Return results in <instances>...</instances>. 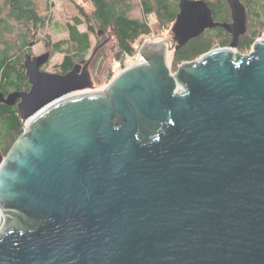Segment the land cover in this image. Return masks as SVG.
Returning <instances> with one entry per match:
<instances>
[{
  "label": "water",
  "instance_id": "water-1",
  "mask_svg": "<svg viewBox=\"0 0 264 264\" xmlns=\"http://www.w3.org/2000/svg\"><path fill=\"white\" fill-rule=\"evenodd\" d=\"M226 1L220 22L179 0L172 44L104 89L90 58L24 55L29 88L0 91L23 124L0 152V264H264V35L236 52L246 9ZM214 27L229 46L172 72L168 50Z\"/></svg>",
  "mask_w": 264,
  "mask_h": 264
},
{
  "label": "trees",
  "instance_id": "trees-1",
  "mask_svg": "<svg viewBox=\"0 0 264 264\" xmlns=\"http://www.w3.org/2000/svg\"><path fill=\"white\" fill-rule=\"evenodd\" d=\"M144 18L132 17L133 0H90L92 9L85 11L77 7L64 25L54 22L52 28L64 31L67 36L58 41L45 40V45L62 58L52 65L53 72L65 73L76 63H84L89 58L95 61L105 59V52L96 42L93 52L91 35L99 36L108 31L114 36L111 53L114 60L124 62L135 53L153 28L147 14L154 13L157 28L170 29L178 13L179 0H138ZM211 8L215 21H230V9L226 0H205ZM246 9V32L239 36L235 50L248 51L252 44L264 35V0H240ZM48 10L51 0H0V91L4 94L13 90H23L29 86L23 67V55L29 52V45L38 32L45 28L50 16L40 12L41 4ZM80 26H84L81 30ZM157 30V29H156ZM231 35L221 27L206 29L177 49H172L171 71L180 62L194 60L213 47H227ZM98 49V50H97ZM50 61L44 65H49ZM43 65V66H44ZM44 68V67H43ZM112 77L113 72L109 73ZM23 124L15 106L0 103V152L5 154L21 135Z\"/></svg>",
  "mask_w": 264,
  "mask_h": 264
},
{
  "label": "rangeland",
  "instance_id": "rangeland-1",
  "mask_svg": "<svg viewBox=\"0 0 264 264\" xmlns=\"http://www.w3.org/2000/svg\"><path fill=\"white\" fill-rule=\"evenodd\" d=\"M82 7L85 11L90 12L92 9V3L90 0H51V4L46 9V5L41 4L40 12L44 15L50 16V20L48 21L45 28L40 30L36 37L32 39L31 44L32 46L29 47L32 55H40L46 51L50 52V63L49 65H44L43 70L53 72L52 65L59 61L62 58V54L60 53H53L50 49H48L45 45V40L49 39L50 41H58L60 39H63L67 36V34L64 31L56 32L51 26L54 24V22H59L61 25H64L67 21L70 20L71 16L77 13V7ZM130 15L132 17L137 18H144V14L142 12V9L140 7L138 0H133V9L130 11ZM147 19L150 23V25L153 28L152 33H154L156 41H164L168 45L172 44V37L173 34L170 29L162 30L157 28V22L154 13L147 14ZM80 29L83 30L84 26H80ZM157 29V30H156ZM263 37V36H262ZM259 37V38H262ZM258 38V39H259ZM91 49L90 52H93V48L96 45V42L99 43V48L102 49V51L105 52V59L100 61H95L94 57L91 58V62L89 65V70L92 76L94 90H100L104 89L108 83L119 73L124 69V62H118L113 59L112 53H111V47L114 44V36L109 31L105 34H100L99 36L91 35ZM216 47H213L214 49ZM251 48L246 51L242 52L247 54L249 51H251ZM98 50V49H97ZM235 50V48H234ZM236 51V50H235ZM99 53V51H97ZM96 49L95 54L96 55ZM237 52V51H236ZM27 52L24 53V55ZM168 63L171 68V59H172V49L168 50ZM24 55L23 59L24 60ZM172 70V69H171ZM113 72L112 77H110L109 73ZM173 72V71H172Z\"/></svg>",
  "mask_w": 264,
  "mask_h": 264
},
{
  "label": "built area",
  "instance_id": "built-area-1",
  "mask_svg": "<svg viewBox=\"0 0 264 264\" xmlns=\"http://www.w3.org/2000/svg\"><path fill=\"white\" fill-rule=\"evenodd\" d=\"M154 38H155V35L152 32L149 35L145 36L142 43L139 44L135 48V53L133 55H129L125 58L124 63H123L124 69L127 67H130V66L139 65V64H142L145 62V59L139 53V48L144 43L156 41V39H154Z\"/></svg>",
  "mask_w": 264,
  "mask_h": 264
},
{
  "label": "flooded vegetation",
  "instance_id": "flooded-vegetation-1",
  "mask_svg": "<svg viewBox=\"0 0 264 264\" xmlns=\"http://www.w3.org/2000/svg\"><path fill=\"white\" fill-rule=\"evenodd\" d=\"M44 65V64H43ZM43 65L41 66V69H43ZM29 86H30V84H29ZM29 86L26 88V89H23V90H27L28 88H29Z\"/></svg>",
  "mask_w": 264,
  "mask_h": 264
}]
</instances>
